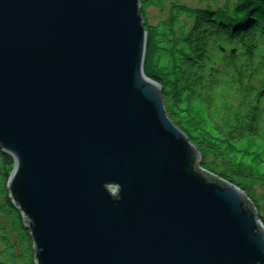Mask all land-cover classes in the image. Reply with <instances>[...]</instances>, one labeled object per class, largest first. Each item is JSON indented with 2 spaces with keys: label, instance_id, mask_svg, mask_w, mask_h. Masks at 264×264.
Masks as SVG:
<instances>
[{
  "label": "water",
  "instance_id": "95a60500",
  "mask_svg": "<svg viewBox=\"0 0 264 264\" xmlns=\"http://www.w3.org/2000/svg\"><path fill=\"white\" fill-rule=\"evenodd\" d=\"M146 41L140 0H0V148L35 264H264L256 208L201 167Z\"/></svg>",
  "mask_w": 264,
  "mask_h": 264
},
{
  "label": "trees",
  "instance_id": "16d2710c",
  "mask_svg": "<svg viewBox=\"0 0 264 264\" xmlns=\"http://www.w3.org/2000/svg\"><path fill=\"white\" fill-rule=\"evenodd\" d=\"M202 1L204 9L180 8L190 26L173 16L156 26L145 19V72L161 85L167 113L200 152L201 166L262 210L256 200L264 203V195L251 197L264 186V0ZM157 3L142 0L143 13ZM13 165L0 148V213L15 236L0 228V264H34L29 230L6 188Z\"/></svg>",
  "mask_w": 264,
  "mask_h": 264
},
{
  "label": "rangeland",
  "instance_id": "374dc122",
  "mask_svg": "<svg viewBox=\"0 0 264 264\" xmlns=\"http://www.w3.org/2000/svg\"><path fill=\"white\" fill-rule=\"evenodd\" d=\"M160 1H161L162 5H158L159 3H157L155 5L146 6L144 9V13H143V4H142V15H143V17H145L147 23L150 26L159 25L161 22L169 20L171 16H173L175 19L177 18L179 20V22L181 23V25H185V23H187V25L190 26V25H192V23H190L191 19L185 13L181 14L182 11L180 10V8L185 7V9L187 8L189 10H196L199 8L204 9L208 6V2H203L202 0H160ZM219 1H220L219 5H223L225 2V0H219ZM187 29L188 28H185V30H187ZM144 72H145V67H144ZM145 74H146V72H145ZM151 80H153V79H151ZM162 93H163V90H162ZM164 104H165V101H164ZM9 176H10V174H9ZM8 180H9V177H8ZM8 180H7V183H8ZM7 183H6V188H7ZM262 195H264V186L263 187L257 186L254 189V193L252 194L251 199L255 200V199L259 198V196L261 197ZM256 201H257L258 207L264 208V203L262 201H260V200H256ZM252 202H253V200H252ZM2 203H4V201H3L2 197L0 196V205ZM263 208H262V210L260 208L257 211L259 214V218L261 219V221L264 224ZM1 227L6 229L9 237L12 239V241H15V236L11 232V221L7 218L6 215H3L0 213V228ZM0 248H1V244H0Z\"/></svg>",
  "mask_w": 264,
  "mask_h": 264
},
{
  "label": "bare ground",
  "instance_id": "6f19581e",
  "mask_svg": "<svg viewBox=\"0 0 264 264\" xmlns=\"http://www.w3.org/2000/svg\"><path fill=\"white\" fill-rule=\"evenodd\" d=\"M141 2H142V0H140ZM144 19H145V17H144ZM145 20H144V27H145ZM146 47H147V41H146ZM232 52H235V50L233 49L232 50ZM202 167V166H201ZM203 168V167H202ZM205 169V168H204ZM216 175V174H215ZM239 187V186H238ZM240 188V187H239ZM15 207V206H14ZM254 207L256 208V206L254 205ZM16 208V207H15ZM17 209V208H16ZM18 210V209H17ZM19 211V210H18ZM256 211H257V208H256ZM20 212V211H19ZM257 213H258V211H257ZM20 214H21V212H20ZM259 215V214H258ZM21 216H22V214H21ZM22 218H23V216H22ZM23 222H24V218H23ZM24 226H25V223H24ZM26 228V227H25ZM32 245H33V243H32ZM34 249V248H33ZM35 263V262H34Z\"/></svg>",
  "mask_w": 264,
  "mask_h": 264
}]
</instances>
